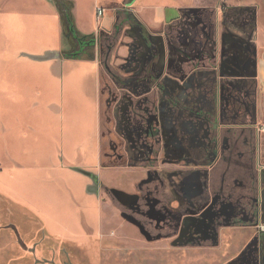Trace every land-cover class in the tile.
<instances>
[{"label":"rangeland","instance_id":"374dc122","mask_svg":"<svg viewBox=\"0 0 264 264\" xmlns=\"http://www.w3.org/2000/svg\"><path fill=\"white\" fill-rule=\"evenodd\" d=\"M72 1L74 5L70 12L74 24L77 28L84 29L83 32H92L98 26L95 23L96 5L115 8V21L110 30L102 33L99 41L101 165L89 172L91 176L84 175L85 180L51 171V175L56 179L53 178L55 180L48 186L36 178L23 175L31 166L32 159L28 156V147H19L18 161L22 166L17 170L18 173H24L21 178L15 179L13 189L19 193L20 200H30L38 210L32 211L22 205L19 209L13 207L11 218L14 226L12 231L10 229L3 233L4 245L6 241H12L14 248L15 242H18L16 252H11L18 254L17 264H216L220 261L216 257L217 254H238L247 245L244 235L238 236L240 231L226 228L217 235L212 231L210 237L199 234L197 228L193 233L191 229L189 234L187 233L188 221L184 216L187 210L181 202L179 206L172 204L170 195V189L175 186L179 190L187 186V182L179 178L188 170L184 164L176 165L173 169L167 168L169 173L176 174L179 179L156 178L149 184L142 185V190L139 189V184L146 177L141 166L143 161L126 158L125 144L120 136V131L125 128L118 121V118H122L116 111L123 107L127 89L111 79L104 65L108 55V62L116 73H127L121 68L122 58L116 54L118 42L129 40L128 36H124L123 27L126 24L121 26L122 7L127 0L121 3L118 0H108V5L107 0ZM18 4L23 18L19 19L18 35L9 38L10 40L0 35V47L12 42L13 46L20 48L21 56L29 59L48 58L52 48L65 41L61 34L60 15L57 13L56 16L52 10L42 14L41 0H18ZM32 10H35V13ZM106 15L104 12L99 17L105 18ZM120 26L121 29L118 28ZM66 44V49L71 48V39H66ZM95 45L86 52L94 56ZM39 47H45L41 53L36 51ZM86 85L89 86V83L85 79L84 86ZM138 100L139 97L135 95L131 103L133 108L137 107ZM33 101L35 100H31L29 105L32 111L27 118L31 122L29 125L36 129L31 131L27 123L22 122V118L18 129H25L40 138L43 130L42 102L34 107ZM255 104L258 107L259 122L263 123L264 115H260L264 113V95H259ZM3 131L0 125V134ZM5 152L6 150H2L1 157L7 161L8 155ZM245 163L243 169H239L237 164L228 168L226 183L229 187L241 180L245 182L242 185L254 187L256 167ZM245 167L250 168L251 174H243V171L247 172ZM157 168L158 166L151 165L146 169L155 176ZM220 168L221 166L215 167L214 175ZM108 171L117 173L112 174L111 178L103 177L102 174ZM93 176L97 180H94ZM214 180L217 182V175L213 176ZM126 184L140 196V200L132 206L122 205L113 196L115 187ZM148 195H156L167 201L166 209L168 212L173 210L177 226H173L169 218L166 223L160 222L159 217L148 210L145 205ZM11 253L9 250L3 251L4 256ZM206 254L213 255L212 259H207Z\"/></svg>","mask_w":264,"mask_h":264},{"label":"flooded vegetation","instance_id":"af4514ba","mask_svg":"<svg viewBox=\"0 0 264 264\" xmlns=\"http://www.w3.org/2000/svg\"><path fill=\"white\" fill-rule=\"evenodd\" d=\"M209 14L189 13L161 34L143 27L132 15L123 14L124 36L132 38L118 42L126 48L120 58L121 68L127 73H116L108 55L104 65L111 79L127 89L123 107L116 111L125 128L120 136L126 158L143 161L146 177L139 189L156 178L184 179L186 188L175 186L170 195L172 204L179 206L181 202L187 210V233L197 228L199 234L210 237L212 231L217 235L226 228L240 231L238 236L244 235L247 245L238 254H256L257 264H264V122H259L255 104L259 97L252 84L220 79V67L207 57L214 51ZM252 18L247 7L237 15L238 22L246 27H252ZM188 20L204 32L199 50L188 43L181 50L177 43L178 31H190ZM164 40L172 57H165ZM135 95L139 100L133 108ZM244 162L256 167L254 187L242 185L243 180L229 187L228 168L237 164L243 169ZM180 164L188 170L179 178L167 171ZM151 165L158 166L155 176L146 169ZM216 166L221 168L214 175ZM245 169L244 175L251 174L249 167ZM216 175L217 182L213 181ZM166 202L148 195L145 205L160 222L166 223L169 218L177 226Z\"/></svg>","mask_w":264,"mask_h":264},{"label":"crops","instance_id":"0c3cea01","mask_svg":"<svg viewBox=\"0 0 264 264\" xmlns=\"http://www.w3.org/2000/svg\"><path fill=\"white\" fill-rule=\"evenodd\" d=\"M106 2L108 5L109 1ZM41 3L42 14L52 10L56 16L57 13L60 15L54 0H41ZM18 7V0H0V35L7 40L18 35L19 19H23ZM246 7L252 11V27L237 20L241 8ZM97 8L103 10L102 15L104 12L107 15L100 18L95 12L98 26L94 31L83 32L84 29L76 27L82 34L98 37L93 58L62 57V51L67 47L66 39L52 48L48 58L41 59L21 56L20 48L12 42L0 47V125L4 130L0 134V264H17L18 254L12 253L16 252L18 242L13 248L12 241H6L4 245L3 237V233L12 231L14 226L13 207L19 209L22 205L32 211L38 210L30 200H20L19 193L13 189L15 179L24 173L17 170L22 166L18 161L19 147H28V156L32 159L23 175L48 186L56 179L51 171L83 180L86 175L83 172H91L101 165L99 41L102 33L110 30L116 16L114 7L96 5ZM201 11L210 12L214 51L213 56L207 57L214 59L220 67V79L252 84L258 97L264 95V0H127L122 7L123 14L132 15L143 27L160 34L171 24L185 20L189 13ZM187 23L190 31H178L177 43L181 50L187 43L193 50H199L204 32L192 21ZM164 43L165 57H172L171 48L165 40ZM44 48L39 47L36 51L41 53ZM125 53V46L118 45L116 54L122 57ZM85 79L89 86H84ZM31 100H35L32 102L34 107L42 102L40 138L25 129H18L20 118L31 131L36 129L29 125L31 122L27 118L32 111ZM2 150H6L7 161L1 157ZM116 173L108 171L102 176L111 178ZM112 192L122 205L132 206L138 200V195L128 184L115 187ZM7 250L12 253L4 256L3 251ZM206 256L207 259L213 257L211 254ZM216 257L220 259L216 264H257L256 254H217Z\"/></svg>","mask_w":264,"mask_h":264},{"label":"trees","instance_id":"16d2710c","mask_svg":"<svg viewBox=\"0 0 264 264\" xmlns=\"http://www.w3.org/2000/svg\"><path fill=\"white\" fill-rule=\"evenodd\" d=\"M60 12L62 35L65 39H71V48L62 51L61 55L64 58H93V54H88L86 51L93 48L97 43L98 37L94 34L80 33L73 21L70 9L73 7L71 0H54Z\"/></svg>","mask_w":264,"mask_h":264},{"label":"built area","instance_id":"2783aa9c","mask_svg":"<svg viewBox=\"0 0 264 264\" xmlns=\"http://www.w3.org/2000/svg\"><path fill=\"white\" fill-rule=\"evenodd\" d=\"M102 13H103V10H102L101 8H97V9H96V14H97V16L102 15Z\"/></svg>","mask_w":264,"mask_h":264},{"label":"water","instance_id":"95a60500","mask_svg":"<svg viewBox=\"0 0 264 264\" xmlns=\"http://www.w3.org/2000/svg\"><path fill=\"white\" fill-rule=\"evenodd\" d=\"M84 174H87V175H90L91 176V174L89 172H84ZM94 180H96V177H94Z\"/></svg>","mask_w":264,"mask_h":264}]
</instances>
